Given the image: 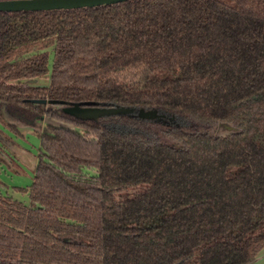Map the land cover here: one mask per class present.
Here are the masks:
<instances>
[{"label": "trees", "instance_id": "trees-1", "mask_svg": "<svg viewBox=\"0 0 264 264\" xmlns=\"http://www.w3.org/2000/svg\"><path fill=\"white\" fill-rule=\"evenodd\" d=\"M72 102L233 129L173 126L179 147L76 118L61 109ZM6 112L46 122L33 180L18 188L29 203L0 190V264H251L263 250L264 0L0 10V122L23 137Z\"/></svg>", "mask_w": 264, "mask_h": 264}, {"label": "rangeland", "instance_id": "rangeland-1", "mask_svg": "<svg viewBox=\"0 0 264 264\" xmlns=\"http://www.w3.org/2000/svg\"><path fill=\"white\" fill-rule=\"evenodd\" d=\"M50 66L53 59V51L50 49ZM49 74L38 78L42 83L48 82ZM51 104V103H50ZM53 104V103H52ZM161 114V118L158 119H149V118H140L132 117L130 119L124 118L123 116L113 115L102 117L104 120H101V123L104 124L107 128L117 131L132 133L144 139L153 141V142H163L167 144H172L175 146L181 147L183 145L182 140L176 139L170 132L173 126H178L186 131L198 133V134H210V135H224L232 131L233 126L227 122H222L217 119H202L198 117H192L186 115L180 111L173 110H164L157 108ZM131 117V116H130ZM101 118V119H102ZM56 124L66 125L67 127L86 135V130L84 127L68 123L66 121L53 120ZM229 125L230 127H228ZM23 132L24 141L29 142L34 147L38 148V133L39 130H28L27 128H20ZM29 131V135H28ZM17 144L15 145V147ZM1 154V153H0ZM32 163L27 165L30 170L34 169V155H29ZM18 170L20 173H24L23 166L18 163ZM28 176V174H25ZM136 192L134 187L122 190L119 195L125 197L126 195H133ZM25 200H29V194L25 195ZM263 252V251H262ZM261 252V253H262ZM259 253L261 258L259 261H256L252 264H264V254Z\"/></svg>", "mask_w": 264, "mask_h": 264}, {"label": "water", "instance_id": "water-1", "mask_svg": "<svg viewBox=\"0 0 264 264\" xmlns=\"http://www.w3.org/2000/svg\"><path fill=\"white\" fill-rule=\"evenodd\" d=\"M126 0H0L1 11L19 10H48L59 8H77L83 6L106 5ZM38 81V78L33 81ZM41 103H54L55 100H42ZM61 109L72 116L86 120H98L105 116L126 115L131 117L158 119L161 114L156 107H135L126 105H98L85 102L66 103ZM230 127L229 125H227ZM261 254H264L261 253ZM259 253L252 260L251 264L259 260Z\"/></svg>", "mask_w": 264, "mask_h": 264}, {"label": "crops", "instance_id": "crops-1", "mask_svg": "<svg viewBox=\"0 0 264 264\" xmlns=\"http://www.w3.org/2000/svg\"><path fill=\"white\" fill-rule=\"evenodd\" d=\"M5 114L7 115L6 117L9 120L15 122L20 128H27L28 130H39L38 148H36L29 142L24 141L23 138L16 136L15 133H13L8 127L0 122V153L8 160L12 158L17 164L19 163L21 166H23L24 173L29 175L28 177L25 176L24 173L12 170V168L8 166L6 160L0 161V190L22 200L25 203H29V200H25V195L28 194V191H20L18 188H28L33 180L38 160L37 153L40 147V133L45 128L46 119L45 116H42L33 124H25L11 116L8 112H6ZM6 135L10 136L15 144H12L11 141L7 139ZM16 144L17 146L15 147ZM29 155H34L33 170H30L27 166L29 164L31 165L32 163ZM262 251L264 252V248L263 250H261V252Z\"/></svg>", "mask_w": 264, "mask_h": 264}]
</instances>
